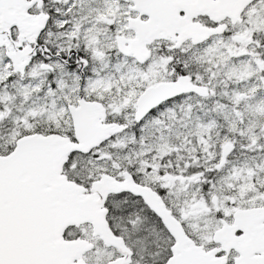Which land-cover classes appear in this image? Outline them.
<instances>
[{"label": "snow or ice", "instance_id": "snow-or-ice-1", "mask_svg": "<svg viewBox=\"0 0 264 264\" xmlns=\"http://www.w3.org/2000/svg\"><path fill=\"white\" fill-rule=\"evenodd\" d=\"M0 264H264V0H0Z\"/></svg>", "mask_w": 264, "mask_h": 264}]
</instances>
